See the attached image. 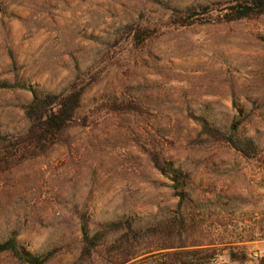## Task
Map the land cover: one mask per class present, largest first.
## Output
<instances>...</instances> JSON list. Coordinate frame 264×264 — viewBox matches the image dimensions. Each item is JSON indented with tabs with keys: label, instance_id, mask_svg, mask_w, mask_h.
I'll use <instances>...</instances> for the list:
<instances>
[{
	"label": "rangeland",
	"instance_id": "obj_1",
	"mask_svg": "<svg viewBox=\"0 0 264 264\" xmlns=\"http://www.w3.org/2000/svg\"><path fill=\"white\" fill-rule=\"evenodd\" d=\"M152 1L0 0V82L16 78L59 93L77 72L98 75L82 97L68 145L0 182V240L16 231L29 253L55 250L48 264H104L79 261L78 215L102 222L173 210L170 182L148 160L153 151L190 173L193 199L226 206L203 217L204 241L231 245L210 264H264L257 234L264 222V15L169 32L142 51L128 43L113 47V31L132 20L166 21ZM158 1L184 7L230 0ZM28 100L27 93L0 91L2 133L26 128L15 105ZM102 102L140 111L112 113L99 109ZM190 113L222 125L242 120L241 134L255 141L257 158L200 137ZM138 260L162 263L157 256ZM0 264L20 263L0 255Z\"/></svg>",
	"mask_w": 264,
	"mask_h": 264
},
{
	"label": "trees",
	"instance_id": "obj_2",
	"mask_svg": "<svg viewBox=\"0 0 264 264\" xmlns=\"http://www.w3.org/2000/svg\"><path fill=\"white\" fill-rule=\"evenodd\" d=\"M152 3L167 14L164 22L137 18L113 31V47L128 43L134 51L166 33L193 26L226 25L264 15V0H230L225 3H193L175 7L167 2ZM264 42V41H263ZM98 80L97 74L77 72L67 88L59 93L44 92L16 78L0 82V91L27 93L30 100L15 107L21 112L26 128L15 135L0 131V182H5L20 166L44 158L55 147L68 145L67 133L79 127L78 112L82 97ZM100 110L112 113L139 112L138 107L102 102ZM188 118L199 128V136L212 143L228 146L247 160L258 156L254 140L241 134L242 120L235 118L222 125L207 114L190 113ZM151 168L168 179L172 197L177 199L173 210H159L146 216L120 215L102 222L78 215L81 232L79 261L99 258L104 264H137L157 256L161 264H210L217 250L231 245L204 240L208 238L203 217L212 209H221L219 201L200 204L192 197L191 175L181 167L164 161L158 153L148 152ZM223 212V211H222ZM89 226H93L90 230ZM264 238V222L258 233ZM18 233L10 232L0 240V255H7L20 264H48L56 251L29 253L17 241Z\"/></svg>",
	"mask_w": 264,
	"mask_h": 264
}]
</instances>
